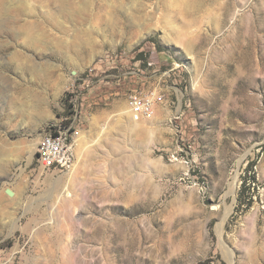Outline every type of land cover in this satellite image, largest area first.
Instances as JSON below:
<instances>
[{
    "label": "rangeland",
    "instance_id": "1",
    "mask_svg": "<svg viewBox=\"0 0 264 264\" xmlns=\"http://www.w3.org/2000/svg\"><path fill=\"white\" fill-rule=\"evenodd\" d=\"M0 264H264V0H0Z\"/></svg>",
    "mask_w": 264,
    "mask_h": 264
},
{
    "label": "built area",
    "instance_id": "2",
    "mask_svg": "<svg viewBox=\"0 0 264 264\" xmlns=\"http://www.w3.org/2000/svg\"><path fill=\"white\" fill-rule=\"evenodd\" d=\"M152 100L133 97L130 101L133 115L138 118L149 114ZM69 137L67 130L51 129L37 145V158L45 169L64 168L69 163Z\"/></svg>",
    "mask_w": 264,
    "mask_h": 264
},
{
    "label": "bare ground",
    "instance_id": "3",
    "mask_svg": "<svg viewBox=\"0 0 264 264\" xmlns=\"http://www.w3.org/2000/svg\"><path fill=\"white\" fill-rule=\"evenodd\" d=\"M129 113H130V112H129ZM129 121H130L131 126H133V127H138V126H140V123H139V122H135V121H133L131 118L129 119Z\"/></svg>",
    "mask_w": 264,
    "mask_h": 264
},
{
    "label": "water",
    "instance_id": "4",
    "mask_svg": "<svg viewBox=\"0 0 264 264\" xmlns=\"http://www.w3.org/2000/svg\"><path fill=\"white\" fill-rule=\"evenodd\" d=\"M5 194H6L8 197H13L14 192L11 191L10 189H6V190H5Z\"/></svg>",
    "mask_w": 264,
    "mask_h": 264
}]
</instances>
